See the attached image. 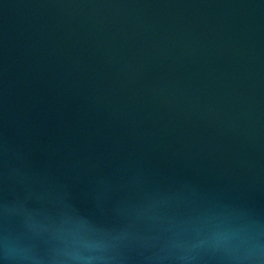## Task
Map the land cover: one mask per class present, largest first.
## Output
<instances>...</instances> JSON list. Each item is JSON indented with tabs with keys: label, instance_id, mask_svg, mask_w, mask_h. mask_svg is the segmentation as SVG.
<instances>
[{
	"label": "water",
	"instance_id": "95a60500",
	"mask_svg": "<svg viewBox=\"0 0 264 264\" xmlns=\"http://www.w3.org/2000/svg\"><path fill=\"white\" fill-rule=\"evenodd\" d=\"M0 264H264V0H0Z\"/></svg>",
	"mask_w": 264,
	"mask_h": 264
}]
</instances>
